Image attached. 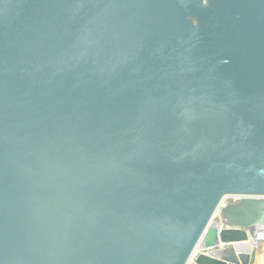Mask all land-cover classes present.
<instances>
[{
    "label": "water",
    "instance_id": "obj_1",
    "mask_svg": "<svg viewBox=\"0 0 264 264\" xmlns=\"http://www.w3.org/2000/svg\"><path fill=\"white\" fill-rule=\"evenodd\" d=\"M262 240L264 0H0V264Z\"/></svg>",
    "mask_w": 264,
    "mask_h": 264
},
{
    "label": "crops",
    "instance_id": "obj_2",
    "mask_svg": "<svg viewBox=\"0 0 264 264\" xmlns=\"http://www.w3.org/2000/svg\"><path fill=\"white\" fill-rule=\"evenodd\" d=\"M200 249L198 248V252ZM251 264H264V240L260 241L257 246V250L252 254Z\"/></svg>",
    "mask_w": 264,
    "mask_h": 264
},
{
    "label": "rangeland",
    "instance_id": "obj_3",
    "mask_svg": "<svg viewBox=\"0 0 264 264\" xmlns=\"http://www.w3.org/2000/svg\"><path fill=\"white\" fill-rule=\"evenodd\" d=\"M200 2L203 4V8L205 7V0H200ZM195 23V22H194ZM226 202H228V203H235L236 202V199L235 198H233V197H226V198H224L223 200H222V204L223 203H226ZM218 213H216L215 215H214V217H213V222H216L217 220H218ZM198 253V248L195 250V252H194V254H193V256L191 257V259L187 262V264H194V262H193V259H194V257H195V255Z\"/></svg>",
    "mask_w": 264,
    "mask_h": 264
},
{
    "label": "built area",
    "instance_id": "obj_4",
    "mask_svg": "<svg viewBox=\"0 0 264 264\" xmlns=\"http://www.w3.org/2000/svg\"><path fill=\"white\" fill-rule=\"evenodd\" d=\"M232 197L236 199V202L239 200V197H235V196H232ZM226 203H228V202H226ZM226 203H223V204H226Z\"/></svg>",
    "mask_w": 264,
    "mask_h": 264
}]
</instances>
